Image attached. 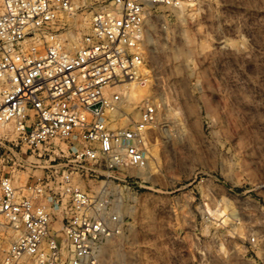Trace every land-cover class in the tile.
<instances>
[{
    "label": "rangeland",
    "instance_id": "rangeland-1",
    "mask_svg": "<svg viewBox=\"0 0 264 264\" xmlns=\"http://www.w3.org/2000/svg\"><path fill=\"white\" fill-rule=\"evenodd\" d=\"M88 22L79 17L78 37ZM145 44L148 79L133 116L143 99L158 104L147 158L81 181L107 184L124 223L103 260L264 264V0L160 7ZM51 155H26L23 177L68 167Z\"/></svg>",
    "mask_w": 264,
    "mask_h": 264
},
{
    "label": "built area",
    "instance_id": "built-area-1",
    "mask_svg": "<svg viewBox=\"0 0 264 264\" xmlns=\"http://www.w3.org/2000/svg\"><path fill=\"white\" fill-rule=\"evenodd\" d=\"M198 3L0 0V264H112L100 247L123 230L116 196L81 181L144 163L158 104L143 99L134 118L122 88L148 79L153 12ZM51 152L68 167L22 182L25 156Z\"/></svg>",
    "mask_w": 264,
    "mask_h": 264
},
{
    "label": "bare ground",
    "instance_id": "bare-ground-1",
    "mask_svg": "<svg viewBox=\"0 0 264 264\" xmlns=\"http://www.w3.org/2000/svg\"><path fill=\"white\" fill-rule=\"evenodd\" d=\"M70 40H71V45L72 46H75L76 44H77V40H78V37L76 36V35H71V38H70ZM144 84V83H143ZM144 88H143V86H142V83H129V84H126L123 88H122V90H123V92L127 95V99H128V104H129V106H131V108L133 107V106H136V105H134V103H135V98H136V96H137V94H138V92L139 91H142ZM134 99V100H133ZM138 110V109H137ZM133 113H135V110H134V112ZM26 176L27 175H24V177H23V181L25 180V178H26ZM115 187V186H114ZM118 235V234H117ZM116 235H114V236H112V237H115ZM112 237H110V238H107V239H105L104 240V242L102 243V245H101V247H100V253H101V256L102 255H106V254H108V253H113V254H115V252H116V250H117V248H116V246L114 245V244H111V238ZM114 243V242H113ZM117 245V244H116ZM112 252H111V251Z\"/></svg>",
    "mask_w": 264,
    "mask_h": 264
}]
</instances>
